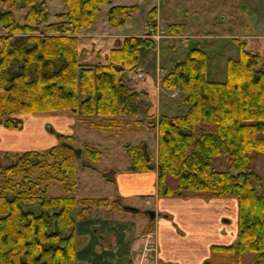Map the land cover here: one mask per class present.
<instances>
[{
    "label": "trees",
    "instance_id": "obj_1",
    "mask_svg": "<svg viewBox=\"0 0 264 264\" xmlns=\"http://www.w3.org/2000/svg\"><path fill=\"white\" fill-rule=\"evenodd\" d=\"M111 0H64L65 10L50 20L45 0H0V125L19 130L23 115L67 111L72 115L117 118L141 113V92L129 84L127 72L139 67V49L155 48L143 36H127L110 50L108 62L80 59L78 29L92 26L100 7ZM25 9L22 21L13 8ZM136 5H113L111 27L125 24ZM155 7L149 24L155 26ZM184 23H170L168 34L182 33ZM207 53L189 48L160 79L162 88L184 95L183 114H159L146 124L156 129L157 156L145 145L125 143L129 172L156 170L160 198H234L236 236L213 243L215 255L237 254L235 264H264V177L252 167L254 152L264 154V52L238 46V57L226 59L225 78H207ZM135 122H139L136 121ZM200 125H211L207 130ZM46 149L6 154L0 159V264H76L77 217L105 198L71 195L76 188L78 156L71 134H57ZM82 156L98 161L102 152L84 145ZM216 157L228 168L218 169ZM176 179L172 187L167 176ZM61 183L63 194L50 195L49 183ZM165 216L169 217L166 213ZM147 225L144 231L151 230ZM256 254L243 262L242 254Z\"/></svg>",
    "mask_w": 264,
    "mask_h": 264
},
{
    "label": "rangeland",
    "instance_id": "obj_2",
    "mask_svg": "<svg viewBox=\"0 0 264 264\" xmlns=\"http://www.w3.org/2000/svg\"><path fill=\"white\" fill-rule=\"evenodd\" d=\"M45 1L51 14L50 20H56L53 14L65 10L64 0ZM116 2L137 6L130 13L127 25L121 28L122 32L141 35L144 31V22L146 20L148 22L152 18L149 9L155 7V11H159L158 30L156 29L159 38H155V40L150 38L155 42V48L141 47L139 49V65L163 68L162 76L169 71L175 61L183 59L189 48L192 47H200L206 51V75L212 81L224 80L226 59L238 57L240 43H243L246 49L261 54L264 52L263 42L258 44L249 38L245 43L243 41V37L247 36H264V0H116ZM106 8L107 4L101 7L97 23L104 19L107 14ZM24 13L25 9L19 5L13 8V14L17 20L22 21ZM153 22L156 25V13ZM175 22L186 23L187 28L182 32L186 35L185 37L172 38L169 36L167 26ZM146 25L152 26L149 23ZM154 27L156 28V26ZM126 77L133 87H136L134 81L142 79L136 75V71L134 73L127 72ZM168 93L171 96L165 98V104L163 97L166 95L159 94L161 97L158 96L159 107L156 116L158 112L159 114L170 112L167 111V107L172 106H167L169 99L171 102L178 101L179 105L175 107L173 105L171 113L168 114L179 115L185 112L188 105L183 101L184 95L182 93L176 95L177 91ZM157 103L155 102L156 105ZM60 115L73 119L72 122L65 121V125L61 124V127L65 126V129L68 130L66 133H61L55 122V118ZM22 118L26 127L19 130L0 126L1 160L6 154L13 156L14 153H22L27 150L46 149L52 143L51 136H57L59 133L71 134L74 137L72 145L75 148H82L88 144L94 145L102 152L103 157L98 161H90L86 158L87 156H82V154L77 161L76 188L71 191V195L78 199L105 198L106 200L91 205L83 217H77L75 227L78 243L76 264H127L141 254L143 244L146 242H150L154 247V250L147 251L145 255L149 259L156 260L151 264H179L178 260L182 258L188 260V264H194L197 259L202 261L200 264L205 262H209V264L236 263L237 254L215 255L210 253L211 243L218 242L208 239L205 242L204 237L197 236V231L201 229L200 225H203V231L198 232H204V235L215 236L213 234L222 233L224 235L229 231L232 232L235 218V210L232 207L233 198L213 200L214 197H211L212 199L201 197L203 200H207L204 202L208 204V207L202 210L192 208L193 212L198 215L195 214L191 219L188 218L192 213L191 209L180 210V213L174 210L171 214L164 206L159 207L156 198L151 195L122 194L116 188L115 175L125 172V166L129 163L123 149L124 143L145 145L149 154L153 158L156 156V130L147 126L146 123L150 119L145 114L140 113L136 117H128L124 125L112 129L104 126L109 122V118L98 115H72L67 111L27 114ZM135 120L139 122L134 124ZM128 124L132 126L133 130H129ZM200 126L207 130L213 128L211 125ZM111 141L113 144L110 143ZM111 156L115 160H111L110 163L107 157ZM214 163L218 169L228 168V163L223 157H216ZM252 167L255 172L264 177L263 153L254 152ZM167 183L173 187L176 179L168 175ZM48 193L50 195L63 194L61 183L50 182ZM198 199V201H202L200 198ZM208 200H211L212 203ZM124 206L134 207L138 210H127L124 209ZM147 209L155 211L154 219H150L145 213ZM166 213L169 217L165 216ZM149 224L152 225L151 230L144 231ZM163 227L175 228V237L179 239L178 247H171L167 243L161 244V242H165V240H159V230ZM147 237H149L148 240ZM191 244L196 246L190 248ZM163 252H170L179 259L168 263L161 257ZM123 255L127 257L125 256L124 260L119 261ZM255 256V253L247 252L242 254L239 259L248 263L254 260Z\"/></svg>",
    "mask_w": 264,
    "mask_h": 264
},
{
    "label": "crops",
    "instance_id": "obj_3",
    "mask_svg": "<svg viewBox=\"0 0 264 264\" xmlns=\"http://www.w3.org/2000/svg\"><path fill=\"white\" fill-rule=\"evenodd\" d=\"M113 5H127V4H120V3L116 2V0H111V3L107 4L106 13H107L109 7L113 6ZM101 7H100V10H101ZM158 15H159V11L157 10L156 11V25H155L156 28L153 26L157 30H158V17H159ZM146 24H148L147 20H146V22H144V26H143L144 31H142L141 35L140 34H132L130 32H122L120 30H121V28H124L127 25V21L122 26L111 27L107 24V14H106L104 19H102L99 23L96 22L91 27L80 28L76 35L78 36V49L80 52L81 61L88 63V64H95V63L105 64V63H107L110 50H112L114 48H120L125 37H127V36H143L144 37L145 33H146V29H145ZM184 24H185V29H184V31H185L187 28V25H186V23H184ZM169 36L174 38V37H179V36L185 37L186 35L183 33H180V34H178V33L174 34L173 33V34H169ZM248 38L257 42L258 44L260 42L264 43V41H262V39H264V36L262 37V36L253 35L251 37H248V36L243 37L244 43L246 42V40ZM157 48H158V43H157ZM263 50H264V48H263ZM139 67L142 69V71L144 73V77L142 79H139L138 81H134V82H136L135 89L137 91L141 92V113L145 114V116H147V118L148 117L150 118L153 115L156 116V111L158 110V107H159V104L157 103L159 101L158 96L161 97L159 94L164 93V96L166 95V97H163L164 104H165V98H167L171 95H169L168 90L161 88L160 79H161L162 75L157 74V68L156 67H145V66H143L144 67L143 68L140 65H139ZM176 95H180V93L178 92V93H176ZM170 100L171 99L167 100V102H168L167 106L172 105L171 107H173V105H174V107H175V106L179 105L178 101H172L171 102ZM155 102L157 103V105L155 104ZM155 105H156V107H155ZM171 107H167V111H170L168 113H171ZM168 113L166 112V113H160V114L172 115V114H168ZM157 115H159V112ZM126 119H128V118H117L116 124H114L110 129H112L113 127L120 128L122 125H124L126 123ZM65 121L72 122L73 119L72 118H66V117L61 116V115L55 118V122L58 125V127L60 128L61 133L68 132V130L65 129V126L61 127V124L65 125ZM133 123L136 124L135 121H133ZM24 127H26V126H25V123L23 122V128ZM131 127L132 126L129 125L130 131L133 130ZM3 128H5V127H3ZM51 137H52L51 138L52 143L50 146L54 145L56 143V140H57V138L55 136L52 135ZM110 143L113 144L112 141ZM112 147H114V146H112ZM156 156H157V149H156ZM156 156L154 157L155 159H156ZM102 157H103V155L101 156V158ZM107 160L111 163V160H115V158L111 156L109 158L107 157ZM127 166H128V164H126L125 167L127 168ZM156 180H157L156 170H148V171H142V172H129L126 170L123 173H117L115 175L114 183H115L118 191L121 192L122 194L136 193V194H140V195H142V194L151 195L153 198L155 197L157 200L158 206L159 207L164 206L165 209L168 210L171 214L174 212V210H175V212L180 213V210L181 211H184L187 209L192 210V208L202 210V209H206L208 207V204H206L204 202L207 200H203L201 197H190L186 200H184L182 198H168V197L160 198V197H158L157 193H156ZM198 198H200L202 201H198L199 200ZM219 199L222 200V198H215L213 200H219ZM232 201H233L232 207L235 210V213H234L235 218H234V224L232 227V232L229 231V233L224 234V235L222 233L221 234H219V233L213 234L215 236H210L209 234L204 235V232H198V231H203V229H202L203 225H200V223H198V225L201 226V229H199L197 231V236L199 235V237H204L205 242H207L209 240V241H213V242H218L219 244H223V242L228 241L227 243H229L230 241H232L236 236V213H237L236 200L233 198ZM208 202L212 203L211 200H208ZM192 213L189 214L188 218L193 219L192 216H194L196 213H194L193 210H192ZM196 215H198V214H196ZM174 219H175V217H174ZM174 219H172V220L174 221ZM175 221L177 222L176 219H175ZM175 236H176L175 235V228H173V227H172V229L171 228L167 229V227H165V228L163 227L162 229L159 230V240L160 241L165 240V242L164 243L161 242V244L167 243L168 245H171V247H175V248L178 247L179 246V239ZM206 239H208V240H206ZM187 244H189V243H187ZM211 244H213V243H211ZM195 246L196 245H194V244L189 245L190 248H192V247L194 248ZM125 256L126 255L121 256L119 258V261L124 260L128 256V254L126 257ZM161 257L163 259H166V261L168 263H173L179 259V258H176L175 256H173V254L170 252H165V253L163 252ZM178 261H179V264H188L189 263V261L188 260L186 261L184 258L179 259ZM201 262L202 261L197 259L194 261V264H200Z\"/></svg>",
    "mask_w": 264,
    "mask_h": 264
},
{
    "label": "built area",
    "instance_id": "obj_4",
    "mask_svg": "<svg viewBox=\"0 0 264 264\" xmlns=\"http://www.w3.org/2000/svg\"><path fill=\"white\" fill-rule=\"evenodd\" d=\"M146 28V33H145V36L147 38H152L155 40V38H159V34L157 33L156 29L153 27V26H149V25H146L145 26ZM163 72V69H160V68H157V74H161ZM143 71L140 67H138L136 69V75L139 77V78H143ZM149 237H147V240H148ZM146 240V241H147ZM154 250V247H153V244L151 245L150 242H146L145 244H143V248H142V252L140 255L136 256L134 261H129L127 264H151L153 261L156 262V260H152V259H149L147 258L145 255H146V252L149 251V250Z\"/></svg>",
    "mask_w": 264,
    "mask_h": 264
},
{
    "label": "water",
    "instance_id": "obj_5",
    "mask_svg": "<svg viewBox=\"0 0 264 264\" xmlns=\"http://www.w3.org/2000/svg\"><path fill=\"white\" fill-rule=\"evenodd\" d=\"M68 147L72 148L74 153L79 157L81 156L82 150L81 148H75L73 145L64 142ZM124 209L131 210V211H137V208L130 207V206H124ZM145 213L148 215L150 219H154L155 217V211L152 209L145 210ZM204 264H209V262H205Z\"/></svg>",
    "mask_w": 264,
    "mask_h": 264
}]
</instances>
